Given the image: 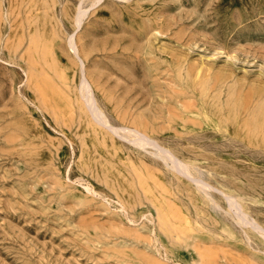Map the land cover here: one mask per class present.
<instances>
[{"label":"rangeland","instance_id":"rangeland-1","mask_svg":"<svg viewBox=\"0 0 264 264\" xmlns=\"http://www.w3.org/2000/svg\"><path fill=\"white\" fill-rule=\"evenodd\" d=\"M0 264H264V0H0Z\"/></svg>","mask_w":264,"mask_h":264},{"label":"bare ground","instance_id":"bare-ground-1","mask_svg":"<svg viewBox=\"0 0 264 264\" xmlns=\"http://www.w3.org/2000/svg\"><path fill=\"white\" fill-rule=\"evenodd\" d=\"M79 13H80V12H79ZM75 15H76V14H75ZM79 15H80V14H79ZM74 17H75V16H74ZM77 18H78V17H77ZM74 19H75V18H74ZM74 21H75V20H74ZM75 53H76V52H75ZM84 80H85V79H84ZM88 84H89V83H88ZM81 85H82V83H81ZM85 86H87V84H86ZM87 87H88V86H87ZM85 88H86V87H85ZM89 91H90V89H89ZM90 92H92V90H91ZM88 93H89V92H88ZM91 95H92V93H91ZM92 97H93V96H92ZM93 100H94V99H93ZM86 106H87V105H86ZM92 107H93V105H92ZM96 107H97V105H96ZM93 108H94V107H93ZM93 108H92V109H93ZM94 109H96V108H94ZM91 111H92V110H91ZM99 111H101V110H99ZM88 113H89V111H88ZM92 113H94V112H92ZM98 113H100V112H98ZM94 114H96V113H94ZM102 115H103V114H102ZM102 115H101V116H102ZM94 116H95V115H94ZM99 116H100V115H99ZM101 116H100V117H101ZM92 117H93V116H92ZM93 118H94V117H93ZM95 118H96V116H95ZM98 118H99V117H98ZM101 119L104 120L103 117H102ZM95 120H97V119H95ZM96 122H97V121H96ZM100 122H101V121H100ZM103 124H105V123H103ZM107 124H108V123H107ZM105 125H106V124H105ZM107 126H108V125H107ZM136 130H138V129H136ZM138 132H139V130H138ZM144 134H145V133H144ZM111 139H112V138H111ZM159 146H160V145H159ZM152 147H154V146H152ZM160 149H161V148H160ZM165 149H166V148H165ZM166 150H168V149H166ZM168 152H169V151H168ZM164 153L166 154L167 152H164ZM171 154H172V153H171ZM171 159H172V161H173L174 158H171ZM177 159H178V158H177ZM177 159H175V160H177ZM169 162H170V161H169ZM174 162L176 163V161H174ZM174 162H173V163H174ZM177 162H178V160H177ZM181 164H182V163H181ZM172 166H174V165H172ZM183 167H184V166H183ZM175 168H176V167H175ZM185 168H186V167H185ZM176 169H177V168H176ZM176 169H175V170H176ZM181 169H182V168H181ZM187 170H188V169H187ZM176 171H177V170H176ZM179 173H180V170H179ZM207 194H208V193H207ZM208 195H209V194H208ZM228 207H229V206H228Z\"/></svg>","mask_w":264,"mask_h":264}]
</instances>
